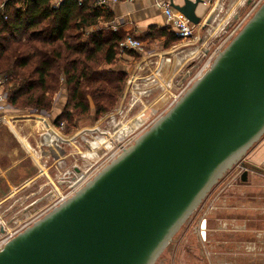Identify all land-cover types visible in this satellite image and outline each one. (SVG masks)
Segmentation results:
<instances>
[{
  "label": "water",
  "instance_id": "95a60500",
  "mask_svg": "<svg viewBox=\"0 0 264 264\" xmlns=\"http://www.w3.org/2000/svg\"><path fill=\"white\" fill-rule=\"evenodd\" d=\"M212 2L169 5L204 28L210 17L202 23L197 12L204 14ZM263 135L264 0L132 144L9 239L0 264H154L223 174ZM246 176L244 169L241 181Z\"/></svg>",
  "mask_w": 264,
  "mask_h": 264
},
{
  "label": "rangeland",
  "instance_id": "374dc122",
  "mask_svg": "<svg viewBox=\"0 0 264 264\" xmlns=\"http://www.w3.org/2000/svg\"><path fill=\"white\" fill-rule=\"evenodd\" d=\"M230 3L231 0H225L222 8L216 7L218 10L212 11L214 14L212 13L210 20L213 17L216 20L225 18L232 9ZM251 7L243 3L236 9L239 14L238 21L229 18L227 29H222L213 36H209L206 29H201L190 40L177 38L169 47H164L166 44L163 40L145 44L142 50L144 55L136 56L129 65L124 64V71L128 75L122 91L123 96L101 117L94 119L88 114L81 116L67 107L72 117L62 120V138L55 140L52 137L54 144L46 146L51 151L49 170H46L45 177L39 176L22 188L14 198L0 204V226L15 220L22 222L29 217L23 211L24 207L35 201L40 194L54 189L58 191L56 196L64 193L83 177H93L121 152L122 147L132 144L137 136L171 106V98L189 77L187 74H195L207 63L210 52L227 45L249 18L247 16ZM234 29L236 32L231 36ZM207 47L210 51L205 55ZM194 49L198 52L186 55ZM143 57L145 60L141 59ZM168 58L170 61L164 63V59L167 61ZM119 61L117 59L116 67L121 65ZM135 64L138 66L135 67ZM132 74L136 79H131ZM55 99L51 108L54 112L58 109L62 112L67 101L65 88L57 92ZM26 109L28 108L20 110ZM130 120H138V124L129 127L127 133L117 129L120 124L131 123ZM263 140L264 135L239 162L223 174L199 207L174 234L154 264H262L255 257L258 255L254 254L256 252L248 248L241 249L236 243L258 236V240L264 242V174L259 170H252L248 161L256 144ZM55 167L62 173L60 179H64L63 183H58L59 179L54 176ZM244 169L247 170L246 183L241 181ZM55 198L52 195L47 201L40 200L35 207L38 210ZM37 216L33 215L32 218ZM203 219L206 224L204 238L199 234V224ZM241 223L254 227L252 230L247 228V231H242L244 228L240 226Z\"/></svg>",
  "mask_w": 264,
  "mask_h": 264
},
{
  "label": "trees",
  "instance_id": "16d2710c",
  "mask_svg": "<svg viewBox=\"0 0 264 264\" xmlns=\"http://www.w3.org/2000/svg\"><path fill=\"white\" fill-rule=\"evenodd\" d=\"M96 1L65 0L57 8L49 0L9 1L6 17L0 14V76L7 77L9 104L47 112L54 94L65 88L57 124L71 119L67 107L95 119L116 105L128 75L115 67L117 46L132 35L100 25L109 15ZM87 27L94 29L86 34ZM165 36L166 42L178 38Z\"/></svg>",
  "mask_w": 264,
  "mask_h": 264
},
{
  "label": "crops",
  "instance_id": "0c3cea01",
  "mask_svg": "<svg viewBox=\"0 0 264 264\" xmlns=\"http://www.w3.org/2000/svg\"><path fill=\"white\" fill-rule=\"evenodd\" d=\"M224 1L225 0H213L212 3L206 4V12L204 14H202L203 12L200 9L197 13L201 15L202 23H205L208 17L212 15V11H217L220 7L222 8ZM235 1L236 0H231V8L232 5L235 4ZM174 2L177 3L179 0H174ZM251 2L252 0H245L243 3L250 6L252 4ZM163 3L169 4V0H108L104 5H106V9H108L109 20L99 19V24L109 27L111 31L120 30L126 34H130L140 39L144 45L163 40L166 44L164 47H169L174 41L166 42L165 35L168 32H173V30L170 26L171 23L162 9ZM242 4H235V6L237 5L235 11L231 13L230 16V18L232 17L234 19L233 21H238L239 14L236 13V9ZM219 22L220 19L216 20V18L213 17L210 23L204 28L201 27V29H206L209 35L211 26H215ZM229 22L230 21H226V23L222 25V28L215 32V34L222 31V29L225 31ZM93 29L94 27H87L85 33L87 34ZM201 29H199V31ZM142 50L139 52H119L117 58L120 60L119 62H121V65H118V67L125 70L124 64L129 65L136 56L144 55ZM209 51V49H206L205 55H207ZM212 53L213 51L210 52V54ZM141 59L145 60L144 57ZM116 66L117 65H115V67ZM136 66H138V64H135V67ZM190 66H192V64ZM133 75L134 74L131 75V79H136ZM56 95L57 93L54 94L52 98L53 104L56 101ZM8 105V107L0 110V204L14 198L22 188L34 182L39 176L45 177L46 170L50 168L48 163L51 152L46 146H50L53 143L51 140L52 137H54L55 140H60L63 133L59 123L57 124L55 121L60 115L61 109L54 112L53 108H51L47 112H41L33 108L20 110L9 103ZM248 159L249 164L252 166V170H259L264 174V140L256 144ZM54 171V176L59 179L58 183H63L64 179H60L62 173L57 167H55ZM54 190L45 191L43 194H40L37 199L41 200V202L47 201L52 195L55 196L58 192L56 189ZM33 202L26 205L23 211L28 214L35 212L37 210L35 205L37 204L34 205ZM242 221L243 220H241V222ZM7 224L8 223H5V225ZM240 226L244 228L242 231H247V228H251L252 230L254 227L246 223H241ZM258 238L259 236L256 238H249L248 240L246 238V241L249 242L242 241L236 243V245L241 249L248 248L251 249L252 252H256L254 254L258 255L255 257H258L260 260L259 262L263 264L264 242L263 240H258ZM220 253L222 254V252Z\"/></svg>",
  "mask_w": 264,
  "mask_h": 264
},
{
  "label": "built area",
  "instance_id": "2783aa9c",
  "mask_svg": "<svg viewBox=\"0 0 264 264\" xmlns=\"http://www.w3.org/2000/svg\"><path fill=\"white\" fill-rule=\"evenodd\" d=\"M10 0H0V14L3 15V17H6L5 11L6 6L9 3ZM65 0H49V3L52 8H57L62 4ZM77 2V4H81L82 0H74ZM114 1V0H113ZM263 0H259L257 2L253 1L251 4V10L247 17H250L251 14L256 10V8L260 5V3ZM108 0H97V4H105ZM162 9L171 23V28L173 30V33L176 37L183 40H190L193 35L196 33V31H199L201 29V25H194L191 22H189L181 13L174 10L168 3H163ZM239 28V26L237 27ZM236 30L234 29L231 36L234 35ZM144 44L140 39H137L132 36H126L122 41L119 42L117 46V50L121 53L126 51H136L139 52L143 49ZM219 49L217 48L215 51H213L212 54L209 55V59L205 65L201 66L199 70L192 76L190 73H188V78L184 83H182L178 89V92L176 95H174L171 98V103L173 104L179 97L182 95V93L193 83L195 79H197L210 65L212 59L217 54ZM6 82L7 77L0 76V110H3L4 108L8 107V100H7V90H6ZM171 104V105H172ZM63 121L59 122L60 128H62ZM126 148L125 146L122 147L121 151ZM92 176L88 175L85 178L83 177L80 181H78L76 184L74 183L73 186H70L68 190H66L64 193H59L57 196L55 195V199L52 202H49L48 204L45 203L43 207L39 208L33 213H30L25 220L22 222H17L16 220L8 225H2L4 228L3 232H0V249L4 246V244L11 239L13 236H15L17 233L22 231L27 226L31 225L35 220L42 217L46 212L51 210L54 206L58 205L60 202L71 196L78 188H80L87 180H89ZM54 198V197H53ZM33 215H38L37 218L33 219ZM205 230H206V224L205 219L202 220L199 224V234L204 238L205 237Z\"/></svg>",
  "mask_w": 264,
  "mask_h": 264
},
{
  "label": "bare ground",
  "instance_id": "6f19581e",
  "mask_svg": "<svg viewBox=\"0 0 264 264\" xmlns=\"http://www.w3.org/2000/svg\"><path fill=\"white\" fill-rule=\"evenodd\" d=\"M237 1V2H236ZM234 3L235 4H237V5H240V4H242L245 0H236ZM251 3H253V1L251 2ZM232 4V3H231ZM235 4H233L232 5V9L230 10L231 12H229L228 13V15L225 17V18H223L222 20H220V22L219 23H217L215 26L213 25V26H211V28L209 29V36H213L214 34H215V32H217V31H219L221 28H222V25L224 24V23H226V21H228V19L230 18V16H231V13H233L234 11H235V8H236V6H235ZM218 22V21H217ZM208 43V41H206V43L205 44H207ZM207 49H209L208 47H207ZM206 50V49H205ZM195 52H198V51H196L195 49H194V51H191V52H187L186 53V55H190V54H192V53H195ZM185 55V56H186ZM170 61V59L168 58L167 59V61L164 59V63L165 62H169ZM162 63V62H161ZM159 67V66H158ZM166 84V83H165ZM178 90V89H177ZM135 117V116H134ZM133 117V118H134ZM131 121V120H130ZM137 121L138 120H135V121H131V123H129V124H127V125H125V124H120L119 126H117V127H119V128H117L118 130H125L123 133H127L128 132V130L131 128V126L133 127L134 125H136V124H138L137 123ZM128 126V127H127ZM130 127V128H129ZM113 133H115V132H113ZM112 133V134H113ZM59 136V135H58ZM99 136V135H98ZM102 136V135H101ZM100 136V137H101ZM104 137V136H103ZM115 137V136H114ZM107 139V138H106ZM114 139V138H113ZM103 142V141H102ZM116 142V141H115ZM99 143V142H98ZM113 143V142H112ZM110 144V143H109ZM95 155V154H94Z\"/></svg>",
  "mask_w": 264,
  "mask_h": 264
}]
</instances>
